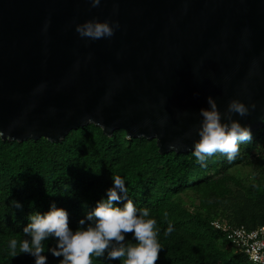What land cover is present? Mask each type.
<instances>
[{
	"label": "water",
	"instance_id": "95a60500",
	"mask_svg": "<svg viewBox=\"0 0 264 264\" xmlns=\"http://www.w3.org/2000/svg\"><path fill=\"white\" fill-rule=\"evenodd\" d=\"M89 20L119 27L81 38ZM208 96L222 113L248 106L233 119L251 131L264 125V0H0L3 140L94 124L192 152Z\"/></svg>",
	"mask_w": 264,
	"mask_h": 264
},
{
	"label": "trees",
	"instance_id": "16d2710c",
	"mask_svg": "<svg viewBox=\"0 0 264 264\" xmlns=\"http://www.w3.org/2000/svg\"><path fill=\"white\" fill-rule=\"evenodd\" d=\"M251 134L231 161L214 153L206 167L192 152L161 153L155 139L130 138L124 130L107 135L94 124L54 142L0 137V264H34L33 257L19 253L30 213H44L55 202L68 211L70 227L76 229L112 186V175L125 179L134 206L148 208L145 219L156 221L161 250L155 264H253L228 248L231 242L212 225L219 219L248 230L264 226V125ZM243 167L251 169L250 182L241 174ZM13 200L22 208L12 207ZM186 201L197 210L189 211ZM84 202L89 208H82ZM169 224L174 230L165 234ZM12 239L18 242L16 257L8 248ZM42 244L47 264H59L61 258L47 252L54 240ZM92 264L109 262L93 256Z\"/></svg>",
	"mask_w": 264,
	"mask_h": 264
},
{
	"label": "clouds",
	"instance_id": "9594fccd",
	"mask_svg": "<svg viewBox=\"0 0 264 264\" xmlns=\"http://www.w3.org/2000/svg\"><path fill=\"white\" fill-rule=\"evenodd\" d=\"M101 0H91V7H97ZM118 24L108 21L89 20L76 26L81 38L97 40L114 35ZM207 108L199 110L200 121L195 133L199 137L192 146V156L202 167L214 153H222L231 161L238 152L240 143L252 138L249 127L243 126L233 115L241 117L249 114V107L239 100H231L225 112H221L213 96L207 97ZM255 108V104L251 105ZM169 144V149H175ZM112 186L86 211L73 229L69 224V213L65 208L52 202L49 210L32 212L23 227L24 239L19 242V253L34 258V264H47L42 242L51 238L54 246L47 252L61 258L59 264H92V257H103L106 262L122 260V264H155L160 252L154 219L149 217L148 208L134 206L129 198V188L120 175H112ZM12 207L21 209L22 204L13 200ZM82 208H89L87 202ZM169 224L165 234L173 231ZM131 233L130 240L126 234ZM135 241V244L131 243ZM17 240L12 239L8 248L13 257L17 256Z\"/></svg>",
	"mask_w": 264,
	"mask_h": 264
},
{
	"label": "built area",
	"instance_id": "2783aa9c",
	"mask_svg": "<svg viewBox=\"0 0 264 264\" xmlns=\"http://www.w3.org/2000/svg\"><path fill=\"white\" fill-rule=\"evenodd\" d=\"M212 225L251 263L264 264V226L248 230L244 227H233L219 219L213 220Z\"/></svg>",
	"mask_w": 264,
	"mask_h": 264
},
{
	"label": "rangeland",
	"instance_id": "374dc122",
	"mask_svg": "<svg viewBox=\"0 0 264 264\" xmlns=\"http://www.w3.org/2000/svg\"><path fill=\"white\" fill-rule=\"evenodd\" d=\"M251 169L250 168H244L241 170V174L245 177L247 182H250L253 179V176L250 174ZM189 201L185 202V205L188 207L189 211L191 212H195L197 209L195 208V205H190ZM197 203V201L195 202ZM230 248L233 252L236 251V249L234 247H228Z\"/></svg>",
	"mask_w": 264,
	"mask_h": 264
}]
</instances>
